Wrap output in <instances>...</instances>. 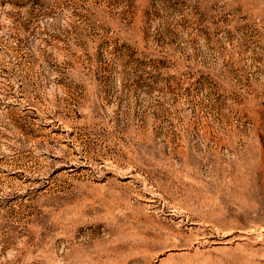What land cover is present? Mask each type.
Segmentation results:
<instances>
[{
  "label": "rangeland",
  "instance_id": "1",
  "mask_svg": "<svg viewBox=\"0 0 264 264\" xmlns=\"http://www.w3.org/2000/svg\"><path fill=\"white\" fill-rule=\"evenodd\" d=\"M0 264H264V0H0Z\"/></svg>",
  "mask_w": 264,
  "mask_h": 264
}]
</instances>
